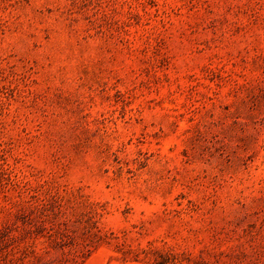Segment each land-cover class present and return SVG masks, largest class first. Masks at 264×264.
<instances>
[{
    "label": "rangeland",
    "instance_id": "rangeland-1",
    "mask_svg": "<svg viewBox=\"0 0 264 264\" xmlns=\"http://www.w3.org/2000/svg\"><path fill=\"white\" fill-rule=\"evenodd\" d=\"M0 264H264V0H0Z\"/></svg>",
    "mask_w": 264,
    "mask_h": 264
}]
</instances>
